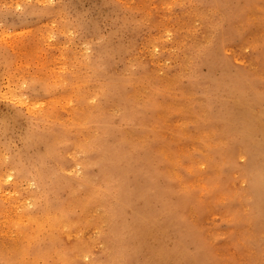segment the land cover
I'll return each mask as SVG.
<instances>
[{
    "label": "rangeland",
    "instance_id": "1",
    "mask_svg": "<svg viewBox=\"0 0 264 264\" xmlns=\"http://www.w3.org/2000/svg\"><path fill=\"white\" fill-rule=\"evenodd\" d=\"M0 170V264H264V0H0Z\"/></svg>",
    "mask_w": 264,
    "mask_h": 264
},
{
    "label": "bare ground",
    "instance_id": "2",
    "mask_svg": "<svg viewBox=\"0 0 264 264\" xmlns=\"http://www.w3.org/2000/svg\"><path fill=\"white\" fill-rule=\"evenodd\" d=\"M140 2V1H139ZM134 4H136V3H134ZM138 6V5H137ZM169 6V5H168ZM3 10V9H2ZM192 10V9H191ZM173 15V14H172ZM161 16V15H160ZM163 17V16H162ZM178 17V16H177ZM193 18V17H192ZM137 20V19H136ZM178 22V21H177ZM179 23V22H178ZM61 26V25H60ZM172 34V33H171ZM211 35V34H210ZM152 36V35H151ZM183 36V35H182ZM210 37V36H209ZM182 38V37H181ZM84 41V40H83ZM160 46H161V44H160ZM167 48V47H166ZM77 50V49H76ZM129 58V57H128ZM84 60V59H83ZM139 61V60H138ZM156 61V60H155ZM164 61V60H163ZM84 68V67H83ZM85 69V68H84ZM78 72V71H77ZM168 72V71H167ZM86 74V73H85ZM180 74V73H179ZM77 76V75H76ZM32 80V79H31ZM89 85V84H88ZM91 87V86H90ZM139 88V87H138ZM143 89V88H142ZM138 93V92H137ZM141 93V92H140ZM65 94H67V93H65ZM71 94V93H70ZM75 94V93H74ZM139 95V94H138ZM54 96V95H53ZM137 96V95H136ZM77 97V96H76ZM66 98V97H65ZM59 101V100H58ZM74 105V104H73ZM112 105V104H111ZM44 106V105H43ZM76 107V106H75ZM121 109V108H120ZM206 112V111H205ZM72 116V115H71ZM51 117V116H50ZM84 125V124H83ZM74 130V129H73ZM83 130V129H82ZM126 131V130H125ZM129 133V132H128ZM57 135V134H56ZM85 137V136H84ZM54 139H56V138H54ZM59 139V138H58ZM242 152V151H241ZM83 158V157H82ZM81 160V159H80ZM12 162V161H11ZM8 164V163H7ZM60 164V163H59ZM26 165V164H25ZM25 170V169H24ZM58 170V169H57ZM1 171V170H0ZM31 171V170H30ZM60 171V170H59ZM49 172H51V171H49ZM133 172V171H132ZM39 173V172H38ZM72 174V173H71ZM53 175V174H52ZM60 175V174H59ZM122 177V176H121ZM55 178V177H54ZM115 179V178H114ZM121 179V178H120ZM72 180V179H71ZM116 180V179H115ZM49 181V180H48ZM130 182V181H129ZM101 183V182H100ZM63 184V183H62ZM54 186H55V184H54ZM18 188V187H17ZM64 188V187H63ZM54 189V188H53ZM80 190V189H79ZM96 190V189H95ZM56 191V190H55ZM120 191V190H119ZM252 191V190H251ZM101 192V191H100ZM143 192V191H142ZM5 195V194H4ZM102 195V194H101ZM11 196V195H10ZM75 196V195H74ZM73 196V197H74ZM121 196V195H120ZM138 197V196H137ZM71 198V197H70ZM75 198V197H74ZM116 199V198H115ZM109 200V199H108ZM72 201V200H71ZM70 201V202H71ZM115 201V200H114ZM47 202V201H46ZM68 202V201H67ZM124 202V201H123ZM63 203V202H62ZM44 206V205H43ZM125 206V205H124ZM12 207V206H11ZM46 207H48V206H46ZM51 207H52V205H51ZM58 207V206H57ZM43 208V207H42ZM55 208V207H54ZM54 208H51V210L52 209H54ZM14 209V208H13ZM40 209V208H39ZM44 209V208H43ZM50 209V208H49ZM55 209H57V208H55ZM64 209V208H63ZM42 210V209H41ZM44 210H46V208L44 209ZM48 210V209H47ZM65 210V209H64ZM94 210V209H93ZM114 210V209H113ZM50 211V210H49ZM56 211V210H55ZM42 212V211H41ZM51 212V211H50ZM53 212V211H52ZM57 212H58V210H57ZM62 212V211H61ZM118 212V211H117ZM33 213V212H32ZM55 213V212H54ZM67 213V212H66ZM58 215V214H57ZM57 215H55V216H57ZM60 216H61V214H59ZM112 215V214H111ZM36 216V215H35ZM39 216V215H38ZM37 216V217H38ZM59 216V217H60ZM62 217H64V216H62ZM45 219L47 218V217H44ZM58 218V217H57ZM83 218V217H82ZM161 218V217H160ZM37 219V218H36ZM35 219V220H36ZM49 219H51V220H49L50 222H52V218H49ZM62 219V218H61ZM40 220H42V219H40ZM66 220H67V218H66ZM39 221V220H38ZM48 221V222H49ZM56 220L54 219L53 220V222L52 223H54ZM58 221V220H57ZM59 221H60V219H59ZM62 221V220H61ZM64 221H65V218H64ZM64 221H62V223L64 222ZM39 222H42V221H39ZM62 223L60 224L61 226H62ZM65 223H67V221L65 222ZM65 223H63V224H65ZM125 223V222H124ZM51 224V223H50ZM5 225V224H4ZM38 225V224H37ZM46 225H47V223H46ZM49 225V224H48ZM60 225H58V226H60ZM56 226V225H55ZM119 226V225H118ZM18 227H19V225H18ZM51 227H54V226H51ZM123 228H125V227H123ZM163 228V227H162ZM52 229H54V228H52ZM23 230V229H22ZM50 230V229H49ZM58 230H59V228H58ZM69 230V229H68ZM86 230V229H85ZM55 231V230H54ZM54 231L52 232V233H54ZM57 231V230H56ZM156 231V230H155ZM37 232H38V229H37ZM41 232V231H40ZM142 232V231H141ZM41 234V233H40ZM45 234V233H44ZM43 234V235H44ZM57 234V233H56ZM88 234V233H87ZM48 235V234H47ZM55 235V234H54ZM54 235H53V237H54ZM56 236V235H55ZM37 237V236H36ZM36 237H35V240L32 242V243H29V246H28V248L27 247H25L24 248V251H25V253H28L27 252V250H31L33 253H39V251H40V253H41V250L39 249V241L40 242H42L41 241V239L40 238H38V239H36ZM43 237V236H42ZM45 237V236H44ZM43 237V238H44ZM140 237V236H139ZM13 238V237H12ZM22 238V237H21ZM29 238V237H28ZM50 238V237H49ZM34 239V238H33ZM55 239V238H54ZM45 240V239H44ZM47 240V239H46ZM50 240H52V239H50ZM117 240V239H116ZM9 241V240H8ZM55 241V240H54ZM122 240H120L119 242H121ZM19 242V241H18ZM49 243V242H48ZM24 244H26V243H24ZM27 245V244H26ZM51 245H53V244H50V246ZM22 248H23V246L22 245H20ZM2 247H3V245H2ZM86 247V246H85ZM5 248V247H4ZM12 248V247H11ZM20 248V247H19ZM47 248V247H46ZM43 249V248H42ZM51 249H53V248H51ZM54 249H56V248H54ZM58 249V248H57ZM56 249V250H57ZM48 250H49V247H48ZM23 251V250H22ZM23 251V252H24ZM59 252H60V250H58ZM55 252V251H54ZM62 252V251H61ZM263 252V251H262ZM21 253V252H20ZM24 253V254H25ZM69 253V252H68ZM89 253V252H88ZM167 253V252H166ZM19 254V253H18ZM42 254V253H41ZM45 254V253H44ZM61 254V253H60ZM59 254V255H60ZM70 254V253H69ZM39 255V254H38ZM43 255V254H42ZM63 255L64 254H62L61 256L63 257ZM73 255H75V254H73ZM66 256V255H65ZM68 256H70V255H68ZM40 257V256H39ZM55 257V256H54ZM146 257H147V255H146ZM158 257V256H157ZM19 258V257H18ZM22 258V257H21ZM15 259V261H17L16 260V257L14 258ZM58 259H60V258H58ZM61 259H63V262H64V259L65 258H61ZM143 259V258H142ZM47 261V260H46ZM18 263V262H17ZM138 263V262H137ZM7 264V263H6ZM101 264V263H100Z\"/></svg>",
    "mask_w": 264,
    "mask_h": 264
}]
</instances>
